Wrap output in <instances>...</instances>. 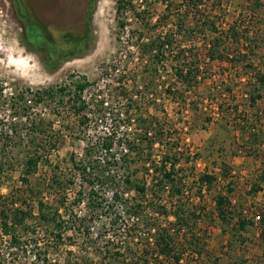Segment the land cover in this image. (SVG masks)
Returning <instances> with one entry per match:
<instances>
[{
    "label": "rangeland",
    "instance_id": "obj_1",
    "mask_svg": "<svg viewBox=\"0 0 264 264\" xmlns=\"http://www.w3.org/2000/svg\"><path fill=\"white\" fill-rule=\"evenodd\" d=\"M18 1L27 19L16 0H0L5 95L87 81L91 85L82 95L87 105L102 101L114 116L118 113L116 142L131 150L115 146L128 163L111 174L129 176L132 186L121 185L128 203L123 208L108 189L91 197L76 169L87 142L109 128L108 115L87 114L83 128L67 105L42 103L28 116L48 128L46 141L53 135L56 149L30 177L31 186L24 187L20 178L28 151L9 147L0 136V211L15 203L12 209L25 206L37 216L40 199L73 208L74 194L80 192L82 201L73 210L86 222L79 232L63 231L53 239L33 217L27 228L16 227L14 247L0 229V264H168L157 257L148 225L158 221L176 228L174 212L183 216L175 236L180 264H264V180L259 177L264 171V87L258 81L264 77V0H192L198 6L181 11H168L166 0H133L132 11L122 15L116 13L117 0ZM158 36L171 37L173 55L166 54L160 64L149 55L141 59L136 44ZM213 41L228 59H209ZM177 48L184 60L195 63L196 78L189 82L174 75ZM118 86L134 101L117 98ZM255 90L261 98L251 104ZM7 108L0 105V130L18 123ZM144 127L150 128L147 137ZM151 138L156 142L149 147ZM166 154L175 166V188L155 191L147 172ZM53 170L62 184L68 179L71 184L50 188ZM202 175L214 176L210 188L198 184ZM143 184L142 197L135 186ZM255 184L258 191L251 189ZM217 194L228 201L227 223L216 217ZM96 195L102 206L88 214Z\"/></svg>",
    "mask_w": 264,
    "mask_h": 264
},
{
    "label": "trees",
    "instance_id": "obj_2",
    "mask_svg": "<svg viewBox=\"0 0 264 264\" xmlns=\"http://www.w3.org/2000/svg\"><path fill=\"white\" fill-rule=\"evenodd\" d=\"M16 1L19 6L20 14L24 16L25 19H27L25 10L22 8L19 1ZM132 1L133 0H117V15H122V13L129 12L130 10L132 11ZM191 1L192 0H166L165 4L168 11H170L172 8L174 11H181L182 8L189 10L198 6L197 4H192ZM120 28H124L123 22H120ZM214 41L209 46L207 55L211 60L223 62L224 60L228 59L227 54L224 53L221 46L218 45V43H214ZM172 44L173 42L170 36H165L163 39L161 36H158L144 44H140L139 42L135 47H137L138 51L140 52L141 59L144 55H149L152 61L154 60L160 64L163 61L161 58H165L166 54L173 55ZM183 54L184 51L178 50L177 48L176 56H173L174 75L180 81L186 80L189 82L190 77H192V79L196 78V74H194L196 71V68L194 67L195 63L190 62V60H184L182 57ZM239 54L240 53L238 50V55ZM186 61L188 62L186 63ZM258 81L262 84L261 86L263 88L264 77L258 76ZM90 85L91 84H89L87 81H83L75 84L72 88L69 86H59L55 88L38 89L35 91L24 89L16 93H9L8 95H5L6 90L4 86H0V105L3 106L4 109L7 106V110L10 112V117H16V120L18 119V123L13 122L10 125V128L6 127L1 129L0 136L2 137L4 135V140L9 143V147L27 149L28 152H26L27 156L23 162V173L20 181L24 187H30V177H33L36 174L38 166L41 162L47 165L49 156L56 149L57 143L56 140H54L53 135L50 136L52 141H46V138L49 135L47 131L48 128L46 129L42 122L38 125L35 124L36 121L34 119L29 118L28 115L32 109L37 108L45 102H57L58 106L67 105L68 109L70 110L69 112L76 119H80L79 123L83 128L87 127L85 123L87 114L90 116L108 115L110 119V124H108L109 128H106L105 126V132L103 136H99L97 139H94L93 142H87L84 149V156L80 160L79 164H76V169L82 182L88 187L91 197L94 195L95 191L102 192L105 189H108L109 191H107V193L112 195L114 203H119L123 205L124 208V206L126 207L128 203L126 202L127 199L123 200V195H121L120 188L121 185L132 186V182L129 179V176H115L111 174V171L117 170L128 163V158L125 157V154L119 155V153L115 151V146L117 145L121 148V150H131V146L129 144H117L116 142V140H118L116 139V129L119 128V122L116 119L118 113H116V116H114L115 114L111 113L109 109L104 107V103L102 101L99 104L88 106L87 103L82 99V95ZM115 89L120 90V92H118L119 94L117 92L115 94L117 98H122L128 103L134 101L131 100V97L126 94L123 87L120 86L119 88L118 86ZM260 98V92L255 90L250 97L251 104H254ZM90 107L91 109H89ZM56 110L53 112H57V115H59V111ZM23 118L29 122V126L19 122L20 119ZM27 126L29 128H25ZM153 127H156V124H153ZM7 128L8 130L6 133L2 132V130L5 131ZM142 129L144 136L147 137L148 134H150V128L144 127ZM151 139L152 140H149L148 143L149 147H151L152 144L154 145L156 142V138ZM171 161V157L166 154L160 160L158 166L154 164L155 167L152 171L147 170L148 176L150 177L151 181H153V187H157L155 191H161L166 188V186L172 187V189L175 188V186H173L175 182L173 169L175 166ZM55 171L56 170H53L52 176L49 178L50 188H60L63 186L67 187L71 184L69 179L66 181L68 184H62ZM259 177L261 180H264V171H262ZM214 181L215 178L212 175H202L197 180L198 184L205 188H210ZM145 185L146 184H143L142 186H135L136 192L142 197L146 192ZM252 188L253 191H258L260 189L257 184L252 186L251 189ZM29 193L32 195L33 191H30ZM156 193L157 192H155V194ZM175 193L179 194L180 190H176ZM81 195L82 194L80 192L77 193L76 196L74 194L72 204L73 208H76L82 201ZM120 195L121 197H119ZM21 198H23L22 194L19 196V199ZM95 199L96 204L90 206L91 210L87 212L88 214H97L98 208L102 206V201H99L102 198L96 195ZM89 200L90 202H93L92 198H89ZM214 204L216 217L220 221L226 222L228 219V211H226L228 201L226 197L222 196L221 194H217L214 198ZM13 205H15V203H12L11 209L9 210L4 208L5 210L0 211V229L2 235L10 238L11 247H14L16 243V237L14 235L16 227L22 229L27 228L26 221L33 217H36L38 220V226L40 228H44L43 230L46 232L47 230L51 232L53 239H57L63 231L79 232L86 222V216L80 217L79 215L74 214L73 208L64 206L63 202H61V206L53 207L52 205L44 202L43 199L38 200L36 204L37 216H33V212L30 208L20 205L18 208L12 209ZM61 209L64 210L65 216L62 214ZM178 210H180V208H178ZM125 213H128L129 215L131 212L125 210ZM171 215L175 219V224H178L176 228L172 227L170 229L168 227L162 226L157 220V223L148 225V228L153 231V247L156 251L155 253L157 257L165 259L168 264H180L182 261V256L180 253H177L175 249V236L176 233L182 229L180 223H183V216L177 212H174ZM257 219H259V216H257ZM244 223V221H241L239 223V227L243 228Z\"/></svg>",
    "mask_w": 264,
    "mask_h": 264
},
{
    "label": "flooded vegetation",
    "instance_id": "obj_3",
    "mask_svg": "<svg viewBox=\"0 0 264 264\" xmlns=\"http://www.w3.org/2000/svg\"><path fill=\"white\" fill-rule=\"evenodd\" d=\"M54 2H56V0Z\"/></svg>",
    "mask_w": 264,
    "mask_h": 264
}]
</instances>
